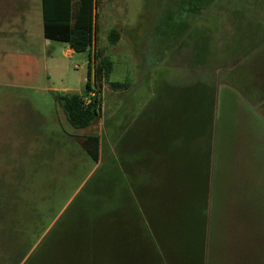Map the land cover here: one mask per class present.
<instances>
[{
  "label": "rangeland",
  "instance_id": "obj_1",
  "mask_svg": "<svg viewBox=\"0 0 264 264\" xmlns=\"http://www.w3.org/2000/svg\"><path fill=\"white\" fill-rule=\"evenodd\" d=\"M45 1L48 13L58 4V0L53 5ZM68 1L69 9L61 6L62 18L69 16L73 23L80 0ZM44 4L49 44L44 46L41 37L35 45L40 73L38 88L31 93L39 109L47 107V124L43 134L32 139L36 151L26 145L22 159L16 160L12 194L18 200L12 207L25 217L20 216L23 219L16 225L20 232L16 254L0 264H25L42 242L47 250L50 242L70 239L89 222L111 232L110 213L98 209L104 207L101 195L110 177L100 165L114 154L113 128L120 132L119 127L128 126L125 135L129 125L134 129L140 124L126 144L134 152L143 150L146 142L148 155L141 154L140 165H154L155 146L161 140L164 144L167 135L172 137L190 117L181 101L177 103V93L196 84L220 91L223 109L222 140L214 159L219 161L220 192L216 189L214 204L208 198L211 217L207 215L204 264H264V122L252 111L235 113L222 87L234 76L248 83L244 79L252 66L264 61V0H214L205 9L200 6L201 10H196L195 0H93V44L72 56L67 54L66 42L46 37ZM112 31L120 34L117 43L111 41ZM41 49H46L43 56ZM94 56L96 67L101 59L110 60L113 67L109 79H103L101 117L80 130L68 123L54 95H83ZM14 57L3 60L0 56L1 80L14 77ZM116 82L126 87L114 89L111 84ZM42 85L51 88L45 90L46 101L35 95L43 92ZM90 135L100 137V164L83 148V139ZM132 160L137 161L136 153ZM165 176L167 184H176L177 175Z\"/></svg>",
  "mask_w": 264,
  "mask_h": 264
},
{
  "label": "trees",
  "instance_id": "obj_2",
  "mask_svg": "<svg viewBox=\"0 0 264 264\" xmlns=\"http://www.w3.org/2000/svg\"><path fill=\"white\" fill-rule=\"evenodd\" d=\"M213 1L195 0L196 10L209 7ZM44 2L47 38L66 42L76 53L91 48L93 0H80L73 23L69 16L62 18L65 12L61 6L69 9L68 0H58L55 5L54 1L50 4L47 0L53 5L49 13ZM110 37L113 43L120 40L116 31H112ZM96 60V56L90 57L83 95L64 92L56 96L67 121L76 129H87L101 117L103 79L104 76L109 79L113 66L110 60L101 59L96 67ZM111 86L117 90L126 87L117 82ZM177 94V103L181 101L182 109L187 110L190 117L186 123L178 125L179 131L176 127L172 137L167 135L164 144L158 139L154 165L151 162L144 167L140 165L141 154L148 155L146 142L143 150L139 148L134 152L129 142L126 144L140 124H135L134 129L128 124L130 129L125 135L128 126L119 127L123 129L120 132L113 128L117 131L111 135L114 154L109 162L100 165V170L110 177L101 195L104 207L98 209L110 213L112 223L114 221L111 232L99 230L94 222H89L70 239L62 237L50 242L47 250L46 243L42 242L25 264H204L215 91L196 84ZM82 144L87 155L100 164V137L90 135ZM135 153L136 162L132 160ZM159 163H163L162 167ZM165 174L177 175L176 184H167ZM109 201L110 204H105Z\"/></svg>",
  "mask_w": 264,
  "mask_h": 264
},
{
  "label": "crops",
  "instance_id": "obj_3",
  "mask_svg": "<svg viewBox=\"0 0 264 264\" xmlns=\"http://www.w3.org/2000/svg\"><path fill=\"white\" fill-rule=\"evenodd\" d=\"M43 1L0 0V56L3 60L15 56L16 71L14 77L0 79V262L11 259L20 244V232L16 225H19L24 214L20 215L19 210L12 207V204H17L18 200L12 194L16 183L14 180L16 160L22 159L23 148L26 145H29L30 151H36V141L32 143V139L36 140L38 134H43L47 124L45 120L48 117L47 107L43 106L39 109L31 93L35 91V87L38 88L36 80L40 73V62L34 49L35 45L41 37L44 46L49 44L44 34ZM48 2L51 4L53 0ZM11 43L15 45L13 48H4ZM68 46L67 54L72 56L74 51L69 44ZM45 53L46 49H41L42 56ZM47 63L48 61L44 59L43 65ZM233 69L229 71L232 75L235 71ZM244 80L250 85L237 76L230 78L229 83H222L223 89L226 90L223 95L227 94L235 113L252 111L264 122V61L253 65ZM42 89L43 92H37L35 95L40 100L46 101L45 90L51 88L42 85ZM59 93L54 95L55 100ZM222 114L219 91L214 94L213 136L208 178L209 198L212 204L216 198V189L219 191L216 174V167L219 170L217 165L219 161L216 162L214 159L215 151L219 149L222 140ZM60 116L64 121V116ZM209 211L211 214L212 207ZM210 217L211 215L209 219Z\"/></svg>",
  "mask_w": 264,
  "mask_h": 264
},
{
  "label": "built area",
  "instance_id": "obj_4",
  "mask_svg": "<svg viewBox=\"0 0 264 264\" xmlns=\"http://www.w3.org/2000/svg\"><path fill=\"white\" fill-rule=\"evenodd\" d=\"M86 102H87V103H89V100H88V99H86Z\"/></svg>",
  "mask_w": 264,
  "mask_h": 264
}]
</instances>
